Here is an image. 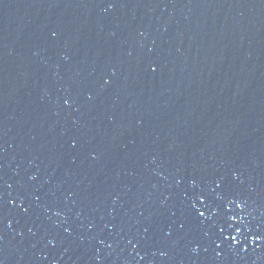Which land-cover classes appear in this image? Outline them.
<instances>
[{
	"label": "water",
	"instance_id": "water-1",
	"mask_svg": "<svg viewBox=\"0 0 264 264\" xmlns=\"http://www.w3.org/2000/svg\"><path fill=\"white\" fill-rule=\"evenodd\" d=\"M0 264H264V0H0Z\"/></svg>",
	"mask_w": 264,
	"mask_h": 264
},
{
	"label": "snow or ice",
	"instance_id": "snow-or-ice-1",
	"mask_svg": "<svg viewBox=\"0 0 264 264\" xmlns=\"http://www.w3.org/2000/svg\"><path fill=\"white\" fill-rule=\"evenodd\" d=\"M201 215H203V213H201Z\"/></svg>",
	"mask_w": 264,
	"mask_h": 264
}]
</instances>
